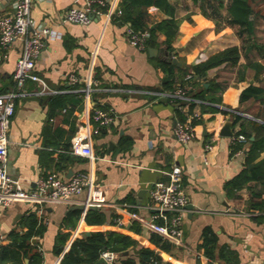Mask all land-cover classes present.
Returning <instances> with one entry per match:
<instances>
[{"label":"crops","instance_id":"1","mask_svg":"<svg viewBox=\"0 0 264 264\" xmlns=\"http://www.w3.org/2000/svg\"><path fill=\"white\" fill-rule=\"evenodd\" d=\"M88 1L35 0L32 6L34 29L45 25L55 31L44 36L35 65L53 91L42 92L41 84L28 79L26 88L32 92L16 98L8 169L25 189L35 188L40 177L53 172L70 179L77 172L93 171L105 196L104 204L97 207L108 219L103 225L86 222V213L78 206L87 190L46 203L42 213L36 203L0 204L2 243L11 241L12 230L24 231V217L36 211L47 224L44 233L34 237L44 251V264H60L76 237L96 229L122 230L136 237L140 245L160 250L151 240L153 231L139 217L155 219L159 208L152 200L151 188L157 181L167 180V171L178 164L192 208L186 206L183 211L181 244L174 243L171 252L162 251L165 259L173 264H228L222 257L225 247L233 251L231 264H264V178L252 176L254 165L264 161V150L248 162L251 142L245 134V138L239 136L242 124L251 131V139L260 131L250 121L264 124L263 92L241 102L249 85L264 88V0H253L257 11L253 39L241 34L239 25L225 20L230 0H223L222 6L219 0H168L167 8L150 5L146 9L149 25L171 17L174 10L180 20L175 39L168 45L166 35L159 33L158 45L153 47L174 51L183 68L191 70L194 61L227 46L242 47L240 63H222L208 70L207 80L220 85L217 95L222 99L213 102L217 110L203 112L202 121L194 125L195 137L187 142L176 137L177 107L152 92L162 84L166 69L160 62H169L167 56L161 50L151 54L147 47L142 49L130 41L128 24L107 14L113 0H104L105 4L99 5L101 12L88 24L63 20L69 7L86 6ZM14 2L8 0L0 16L12 12ZM217 20L221 21L219 27ZM23 48L24 40L18 39L5 49L6 56L0 61V87L5 89L0 93L12 87ZM254 60L261 61L263 67H253L250 61ZM71 73L78 81L70 80ZM89 83L92 89L87 96L81 88ZM36 90L40 93L33 92ZM97 108H113L116 120L111 125L101 124L92 116ZM195 109L201 113L202 106L195 104ZM232 109L241 111L242 121L234 122ZM228 119L233 120L234 135L220 132ZM87 126L96 156L93 160L72 150L74 135ZM240 176L252 178L239 187L230 183ZM74 210L82 211L76 226L67 223ZM207 228L215 243L212 257L204 246ZM62 229L70 230L71 236L57 254L54 245ZM116 264H121L118 259Z\"/></svg>","mask_w":264,"mask_h":264},{"label":"trees","instance_id":"2","mask_svg":"<svg viewBox=\"0 0 264 264\" xmlns=\"http://www.w3.org/2000/svg\"><path fill=\"white\" fill-rule=\"evenodd\" d=\"M205 1V0H196ZM150 5H157L163 8L169 6L168 0H120L117 11L112 15L118 21L130 25L136 31L148 29L150 36L147 39V49L149 47L158 45L159 33L166 35L165 42L170 45L175 39L179 28L180 20L175 17L174 10L171 9V17L163 19L149 25L145 19L146 9ZM224 5L223 0H219V6ZM257 18V11L253 6V0H230L228 4V15L225 20L230 24H237L240 27L241 34L246 33L252 39L255 34V21ZM221 21L217 20L219 27ZM243 51L239 45H230L221 49L208 58L194 64L190 69H186L174 64L172 61H161L166 69V74L162 79V84L153 87L156 90L175 91L179 86L186 84L194 85L191 90V95L204 100L201 102L202 111L200 114L195 113L194 105L192 103L187 111L177 107L176 113L181 122H187L191 116L190 123L195 125L202 121V114L206 109L217 110V106L213 102L221 101V95H217V90L220 85L215 81H208V70L214 66L222 63H240ZM253 67L262 68V62L258 60L250 61ZM178 66V67H177ZM190 70V71H189ZM188 73H192V78H186ZM207 82L210 85L207 86ZM15 82H13L14 84ZM5 88L0 87V91ZM256 92H263L264 88L249 85L248 88L243 90L241 95V102L245 101L251 94ZM172 102L174 99L167 98ZM243 117L239 113H235L234 122L242 121ZM255 124L259 129L257 136L251 139L252 133L242 124L241 133L247 136L251 145L248 149V162H253L255 157L264 150V124ZM262 130V132H261ZM264 161L256 163L252 168V176L264 178ZM252 176H240L230 183H234L236 187L241 186ZM82 215L81 210H74L67 218V223L76 226L78 220ZM108 217L106 212L101 207L90 208L85 214V220L88 224L103 225L106 223ZM159 222L164 220L161 218ZM116 222V221H114ZM26 229L24 231L12 230L10 235L11 241L7 243H0V264H26V259H29V264H44V251L41 245L34 240V237L41 236L47 228L46 222L43 218L39 217L36 211H30L23 221ZM136 231L140 232L141 227H136ZM212 233L210 228L205 231L206 237L204 246L206 253L213 256L214 253V238L210 235ZM71 236L70 230L62 229L56 238L54 245V252L60 254L64 249V244ZM152 242L160 248L157 250L153 246L140 245L138 239L128 232L115 229H96L90 234L78 236L74 239L71 247L65 252L64 257L60 264H96L101 257L102 252L111 250L119 253L118 262L121 264H173L170 260H166L162 251L171 252L175 244L166 239L163 235L153 231L151 236ZM130 250L128 254H123L124 251ZM232 250L225 248L222 250V257L226 259L228 264L231 260Z\"/></svg>","mask_w":264,"mask_h":264},{"label":"built area","instance_id":"3","mask_svg":"<svg viewBox=\"0 0 264 264\" xmlns=\"http://www.w3.org/2000/svg\"><path fill=\"white\" fill-rule=\"evenodd\" d=\"M35 0H15L14 10L10 13L0 16V61L3 60L5 49L18 39L24 40V48L21 56L18 58L14 71V84L12 87L0 93V204L7 206L14 201H26L40 205V212L44 210L46 203L58 201L61 199H70L75 195L87 190V196L83 200L84 212L90 208L101 206L105 202V196L101 188L97 185L94 172H77L70 179H65L58 172L50 173L46 177H40L37 180L36 187L25 189L21 182L14 178L8 169V155L10 144V127L12 117L16 110L15 100L21 95H26L32 91L27 90L26 82L31 79L42 85V92H51L47 81L36 72L35 65L37 59L42 53L44 46V36H49L55 31L48 26L40 25L34 29V19L32 17V6ZM120 0H113L107 14L109 18L117 11ZM105 4L104 0H89L86 6H71L64 15V21L88 24L92 21V14L101 12L99 5ZM34 29V31H32ZM127 32L132 43L140 48L147 47V39L150 36L148 29L136 31L127 25ZM55 34V33H54ZM186 78L191 79L192 73H188ZM72 82L78 81L75 73L70 74ZM194 88L192 84L179 86L174 92L166 90H155L153 93L160 97H171L180 100H172L176 107L185 109L192 103L200 105L204 100L194 97L190 91ZM91 83L87 87L81 88L89 96L91 92ZM40 93V90L33 91ZM234 113H241L237 109H232ZM195 113L200 114L195 109ZM92 116L101 124L111 125L116 120L115 110H103L97 108L92 112ZM84 128V127H83ZM196 132L194 125L187 122H178L176 128V137L182 142H187L194 138ZM245 138L244 134H239ZM72 150L74 153L88 156L91 160L95 159L92 134L87 127L80 129L72 139ZM182 167L174 165L167 171L168 179L157 181L151 188V197L155 205L159 208L155 219H145L139 217L152 231L158 232L166 239L176 245L182 242V221L183 211L189 203V196L182 182ZM137 216V213H132ZM162 218L159 222L156 219ZM121 222V218L119 219ZM0 243L2 240L0 239ZM107 264H116L119 253L111 250L102 252Z\"/></svg>","mask_w":264,"mask_h":264},{"label":"water","instance_id":"4","mask_svg":"<svg viewBox=\"0 0 264 264\" xmlns=\"http://www.w3.org/2000/svg\"><path fill=\"white\" fill-rule=\"evenodd\" d=\"M8 2V0H3L2 2H0V9H2L3 7L6 6V3ZM96 13L92 14V18L95 17ZM159 50L163 51L164 54L167 56V60L172 61L174 64L178 65V66H182L184 67V63L178 58V56L176 55V53L174 51H170L168 49H165L164 47L157 49L154 47H149V51L151 54H157L159 53ZM194 64L196 63V61L193 62ZM221 134L223 135H234L235 131L233 129V120L232 119H228L225 124L223 125L222 129H221ZM81 209H84V205H79L78 206ZM187 207L192 208L191 203L187 204ZM94 208V207H92ZM87 233H90V231H87ZM129 251L126 250L123 252V254L128 253ZM26 263L29 264V259L26 260ZM96 264H107L106 259L101 256L98 261L96 262Z\"/></svg>","mask_w":264,"mask_h":264}]
</instances>
